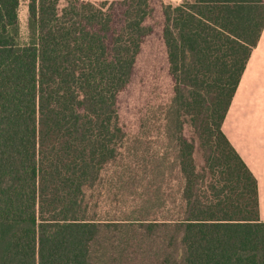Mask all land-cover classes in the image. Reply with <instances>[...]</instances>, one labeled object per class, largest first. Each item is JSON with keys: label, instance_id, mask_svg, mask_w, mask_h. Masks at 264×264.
<instances>
[{"label": "trees", "instance_id": "16d2710c", "mask_svg": "<svg viewBox=\"0 0 264 264\" xmlns=\"http://www.w3.org/2000/svg\"><path fill=\"white\" fill-rule=\"evenodd\" d=\"M154 3L28 0L24 39L21 0H0V264H96L99 250L130 249L143 263L264 264L258 183L223 132L264 0L161 4L179 205L136 224L101 220L88 204L127 140L119 97L155 31Z\"/></svg>", "mask_w": 264, "mask_h": 264}, {"label": "rangeland", "instance_id": "374dc122", "mask_svg": "<svg viewBox=\"0 0 264 264\" xmlns=\"http://www.w3.org/2000/svg\"><path fill=\"white\" fill-rule=\"evenodd\" d=\"M184 1L192 0H155L156 11L149 22L155 31L144 43L132 81L119 97L121 126L127 135L125 146L118 161L103 171L97 186L88 192V204L101 220L136 224L162 222L166 216L160 209L162 203L171 211L179 205L183 183L172 137L175 124L169 120L175 84L169 74L162 39L161 4L179 5ZM27 4L28 0H21L19 9L24 39L28 34ZM254 107L251 95L236 99L232 105L244 121L255 115ZM185 135L199 146L198 135L190 125H186ZM196 160L199 167L204 166L201 151L196 153ZM109 238L118 239L120 235ZM145 256L133 249L123 256L116 251L99 250L96 264H161L157 258H146L143 263Z\"/></svg>", "mask_w": 264, "mask_h": 264}, {"label": "crops", "instance_id": "0c3cea01", "mask_svg": "<svg viewBox=\"0 0 264 264\" xmlns=\"http://www.w3.org/2000/svg\"><path fill=\"white\" fill-rule=\"evenodd\" d=\"M253 96L255 115L247 121L235 113L232 105L238 98ZM223 132L258 183L260 218L264 222V31L241 79Z\"/></svg>", "mask_w": 264, "mask_h": 264}]
</instances>
